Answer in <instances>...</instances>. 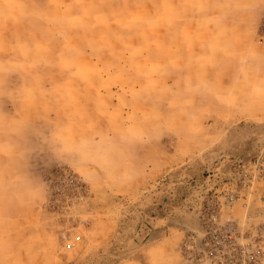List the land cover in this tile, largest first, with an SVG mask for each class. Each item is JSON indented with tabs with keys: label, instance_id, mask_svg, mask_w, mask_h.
<instances>
[{
	"label": "rangeland",
	"instance_id": "1",
	"mask_svg": "<svg viewBox=\"0 0 264 264\" xmlns=\"http://www.w3.org/2000/svg\"><path fill=\"white\" fill-rule=\"evenodd\" d=\"M8 12L39 38L0 54V264H264V0Z\"/></svg>",
	"mask_w": 264,
	"mask_h": 264
},
{
	"label": "crops",
	"instance_id": "2",
	"mask_svg": "<svg viewBox=\"0 0 264 264\" xmlns=\"http://www.w3.org/2000/svg\"><path fill=\"white\" fill-rule=\"evenodd\" d=\"M4 5H9V4H5L3 3ZM239 14H235L234 17H235V20L237 21L239 18L238 16ZM204 17V15H202L201 13H199L198 17L195 19V20H202ZM0 22L2 23L1 27H0V54H5L7 56H9V60H11V67H14L15 65L21 67L22 65H26L29 64L32 60V56L30 55V51H27L26 50V45L24 47H21L20 45H15V42L17 41V37H24V41H29L28 42V47H32V45H36L37 40H34V44H31V41L32 39H34L35 37H37L38 35L36 33H34V30L31 29V23H28L30 22L31 20L28 19V18H25L23 17L22 15L20 17H17L15 14H13L12 12H8L5 16L3 17H0ZM30 20V21H28ZM193 20L189 15L186 16L185 18V24H184V33L186 35H194V36H202L203 35V29L198 27L197 25H194L193 23H190L188 22ZM19 32V34H18ZM162 32H165L167 33L169 36L172 35V30H162ZM69 34V37H68V41H71L72 44L76 47V46H80L78 44V41H77V38H76V35H77V31H74L73 30H68L67 32ZM39 38V37H37ZM57 40H59V43H63L64 40H62L60 37H57ZM90 43V42H89ZM196 45L194 48L195 50H198L199 52H202L203 51V46H202V42L200 40H197L195 41ZM90 46V44H87V47ZM86 47V46H84ZM61 48H63V46L61 45ZM64 50L61 49V52H63ZM72 51V50H71ZM57 52V51H56ZM22 59V60H21ZM13 60V61H12ZM23 61V62H22ZM21 65V66H20ZM114 68V67H112ZM43 96V95H41ZM39 97L38 99L39 100H45V98L43 97ZM45 97H47L45 95ZM35 99V98H34ZM54 100V99H53ZM32 110V109H31ZM41 110V109H40ZM55 113L56 115L54 116V118H56L57 122L60 123V125H64V123H68L67 120H65V114H63L61 112V110H56L55 109ZM41 114H45L47 112V110H45V113L44 111H40ZM72 112L74 113V109H72ZM71 112V113H72ZM29 116H31L29 114ZM67 116V115H66ZM69 116H75V115H69ZM45 118H49L50 115H45L44 116ZM31 122L34 121V116L32 115L31 116ZM34 123V122H32ZM78 127V126H77ZM141 145V144H140ZM141 152V155H142V151ZM140 154V153H139ZM14 176V175H13ZM12 177V176H11ZM8 192L6 193V196L8 195H11V193H14V195H17V193L15 191V189H13L12 187L8 188L7 190ZM19 191V190H18ZM9 215L8 217L11 219V220H14L16 219V215L15 214H10V212L8 211Z\"/></svg>",
	"mask_w": 264,
	"mask_h": 264
},
{
	"label": "built area",
	"instance_id": "3",
	"mask_svg": "<svg viewBox=\"0 0 264 264\" xmlns=\"http://www.w3.org/2000/svg\"><path fill=\"white\" fill-rule=\"evenodd\" d=\"M68 175H72V173L69 172ZM227 224H229V221L227 222ZM229 227H230V226H229ZM220 228H221V227H218V228H216V229L213 230V234H212V236H213L214 238H218V237H219V234L222 235V234L220 233L221 231H219ZM222 236H224V237H228V234H223ZM73 243H74V239H73V237H71V236L67 237V238L65 239V243H64V244H65V248H68V249L72 248V247H73Z\"/></svg>",
	"mask_w": 264,
	"mask_h": 264
}]
</instances>
